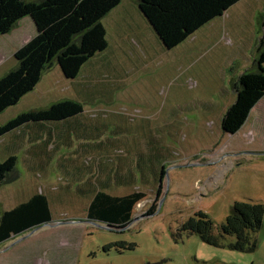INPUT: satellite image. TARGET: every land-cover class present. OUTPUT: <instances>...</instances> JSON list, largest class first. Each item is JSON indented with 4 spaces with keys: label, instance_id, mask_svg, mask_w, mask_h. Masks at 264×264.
I'll use <instances>...</instances> for the list:
<instances>
[{
    "label": "rangeland",
    "instance_id": "1",
    "mask_svg": "<svg viewBox=\"0 0 264 264\" xmlns=\"http://www.w3.org/2000/svg\"><path fill=\"white\" fill-rule=\"evenodd\" d=\"M128 2L102 22L108 47L100 57L109 64L96 65L97 79L90 85L99 96L83 105L115 121L124 137L133 138L135 154L142 155L135 163L153 167V177H137L131 189L144 198L121 230L86 223L81 204L71 207V201L54 198L53 225L15 245L10 246L31 230L1 244L0 264H264V217L253 252L210 247L195 235L178 233L198 212L218 228L233 202L264 205V97L237 133L221 129L238 78L254 67L264 0L235 3L174 47ZM19 27L24 37L18 43H27L34 36L32 27L27 21ZM1 58L0 77L15 65L13 54ZM63 77L58 66L45 71L31 95L0 114V126L25 111L75 99L76 90ZM57 156L44 177L20 163L16 179L0 186V210L12 209L33 193L60 198L64 175ZM162 168L165 175L159 179ZM151 207L155 212L145 216ZM71 221L77 223L57 225ZM118 242L135 247L104 251Z\"/></svg>",
    "mask_w": 264,
    "mask_h": 264
},
{
    "label": "trees",
    "instance_id": "2",
    "mask_svg": "<svg viewBox=\"0 0 264 264\" xmlns=\"http://www.w3.org/2000/svg\"><path fill=\"white\" fill-rule=\"evenodd\" d=\"M122 1L0 0V37L9 35L25 18L32 20L36 30L35 36L14 53L15 65L0 77V114L17 105L24 96L31 93L40 82L43 73L53 66L60 68L64 78L74 80L82 67L104 53L108 44L102 20ZM240 1L135 0L137 7L169 47L178 45L204 23ZM258 25L260 38L255 49L254 67L237 80L234 87L235 101L221 121V129L225 134L237 133L251 111L264 97V13L259 14ZM102 63L109 64L105 60ZM94 92L99 96L98 90ZM83 107L78 101L65 99L46 108L19 114L0 126V141L15 132L22 137L28 135V141L32 142L37 139L30 136L35 127L41 129L44 134L42 125L45 124H55L45 127L49 130V133L44 135L47 146L58 136L65 138V132L59 133V129L73 131L72 136H67L66 140L57 138L53 148L49 150L50 157L57 155L61 147L71 149L64 141L69 143L72 140L82 141L81 143L85 145L97 147L99 136L89 139L88 136L80 133L82 127L88 134H93L90 132L91 129L98 135L102 131L106 133L116 129L119 132L116 135L120 136L121 145L128 140L123 136L124 133L119 131L121 129L119 125L109 127L112 120L105 118L99 111L86 113ZM74 151H66V153L72 154ZM121 156L123 152L119 151L112 158L115 166ZM134 157H142V155L136 154ZM128 160L127 158L126 161ZM16 161V157L10 156L0 162V186L16 179ZM65 163L63 161L59 165L68 178L72 174L68 171V164ZM95 164L96 160L85 159L83 168L85 166L89 170ZM145 165L147 168L151 167L144 161L140 165L137 163L136 170L144 171ZM151 168L154 173L153 167ZM164 175L162 168L159 179H163ZM122 180L124 178L115 175L110 177V181L116 184ZM96 185L102 190L106 188L99 182H96ZM89 191L87 189L80 192L84 197L90 198L85 210L86 220L103 223L117 230L131 222L134 206L144 198V194L136 191L122 197L111 196L103 191L96 193ZM154 212L155 208L151 207L145 216H150ZM263 217V204L233 202L225 222L218 228L204 213L198 212L181 224L178 233L195 235L210 247H226L231 251L242 253L253 252L256 247L255 236L261 229ZM51 221L47 197L35 193L8 211L0 210V245ZM229 238H233L230 243L227 242ZM113 247L122 252L133 250L135 245L118 242L105 246L104 251Z\"/></svg>",
    "mask_w": 264,
    "mask_h": 264
},
{
    "label": "crops",
    "instance_id": "3",
    "mask_svg": "<svg viewBox=\"0 0 264 264\" xmlns=\"http://www.w3.org/2000/svg\"><path fill=\"white\" fill-rule=\"evenodd\" d=\"M125 1H129V0H123L109 14L117 12V10L121 8V6L123 5ZM128 3L132 4V6L136 8L135 10L136 13H139L135 0H130V2ZM105 18L102 20V22L105 20ZM24 21H27L28 24H30L33 30V34L35 36L36 30H35V26L32 20L29 18H25L22 21H20L17 27L9 35L0 37V41H3L0 47L4 48V50L0 52V60L2 59L1 58L2 55H5V54L10 55V56H12V54L14 55V53L20 47H22L24 43L26 42L23 40L22 41L23 43L22 42L18 43V41L20 40V37L21 36L24 37L23 32L20 31L21 27H19L20 24ZM13 60L15 61L14 58ZM104 60L106 59L102 56L100 57L99 55L98 57L94 58L91 63L82 67L79 73L81 74V80H77L80 76L79 74L74 80H68L63 77L64 81L71 83V86L73 85L72 87L74 88V90H76L75 99L74 98L72 99L68 98V99L78 101L82 104L84 100H86L87 98H90L91 100H93V102L96 100L95 97L97 95L95 94L93 87L90 85V83L92 84V82L97 79L96 74L99 71V68H97L96 65L102 63ZM102 68L100 69L102 70V72H104ZM104 69L111 70L113 69V67L110 66ZM32 92L28 93L26 96L31 95ZM62 100H65V99H62ZM56 102H59V101H56ZM51 104H49L48 106H50ZM15 106L10 107V108H14ZM42 108H36V109L34 108L32 110H37V109H42ZM83 110L86 113L88 112L87 110H85V107H83ZM110 123L111 124H109V127L117 125V123L113 120L110 121ZM50 125H55V124H50ZM50 125L49 124L42 125V127H44V134L41 131V129H39L38 127H35L34 132H32L31 135L29 133L31 137L37 138V139L33 138L35 140L32 142L28 141L29 139L28 135L22 137L21 135H19V133H15V132L7 135L5 138H2L0 141V158L2 159V161L10 156H14L17 159L16 167H19L20 166L19 164L21 163L27 168V170L31 172L33 171L35 172L39 170L42 172L43 177L46 176L47 171L49 169H52L51 162L53 158L57 156V155H54V157H50L49 150L53 148V145L56 143L57 138L59 137V136L56 137L55 140L52 139L50 141L51 142L50 145L48 146L46 145V140H45L46 136L44 135L46 133H49V130H47L45 127H49ZM87 126L90 127L89 125ZM58 132L59 133L65 132V138L69 135L71 137L72 136L71 132L73 133V131H70L67 129H64V130L59 129ZM90 132L93 134H88L87 130L83 129V127L80 129V133L82 135H86V137L88 136L89 139L92 137L99 136L97 147H90L88 145H85L84 143H81L82 141L79 142V141L72 140L71 143L64 141L66 146L71 149H66L65 147L60 148L58 152L59 156H57L58 161L60 162L65 161L66 162L65 164H68V171L72 175L71 177L67 178L66 173L63 171L62 175H64L63 177L64 185L62 186V188L59 189L60 191L63 192V194L60 192L61 193V196L59 195L60 198H58L57 196L55 197L52 194L51 196L53 197V200H49V198L45 194L42 193L43 195L47 197L48 204L50 206V212H51V206H52L51 202L52 204L56 205L55 203L59 202V199L62 200L63 198H65L68 201H71V202H68L69 206L71 207H76L78 204H81V206L83 207L82 208V212H83L86 210L87 205L90 201V198L84 197V195H82L83 193L80 194V192L86 191L88 189L91 192H95V193L98 191H103L106 194L111 195V196L122 197V196L128 195L131 192H133L131 191V189L136 188V181L138 179L137 177H139L140 180H144V178L146 179L147 176L153 177L154 173L151 167L147 168V166L145 165L144 171H137L135 169L137 166V162L135 163L134 161L136 159L134 157L136 155L135 154L136 145L134 144L133 138L132 140L131 138H129L128 140L123 142V145H121V143L119 142L120 136L116 135L119 132L116 129H112L111 131H108L106 133L102 131L100 135H98L97 132H95L96 133L95 134L94 130H91V129H90ZM59 138L62 140H66L62 136H60ZM72 150H75L72 154H70V152L66 153V151H72ZM119 151L123 152V156L120 157L119 161L116 163V166H115V163L112 161V158H114ZM124 155L126 156V158H124ZM127 158L129 159L128 161H126ZM85 159H94L96 160V164L92 165L89 170L88 168H85V166L83 168V163ZM80 167L83 169L79 170L78 168ZM79 173H81V175ZM114 175L117 176L118 178H124V180L118 181L117 184L115 182L110 181V177L112 178V176ZM33 177L35 178L36 174H34ZM98 177L99 179H97ZM96 182H99L101 186H105L106 188L102 190L100 187L96 185ZM71 189H73L72 192L74 194L69 192V190ZM124 191L126 192L123 193ZM34 194L35 193H33L32 195ZM30 197H27V198L29 199ZM54 198L55 200L57 199V202L54 200ZM52 216L53 215L51 212V217ZM71 219H75V217L71 216Z\"/></svg>",
    "mask_w": 264,
    "mask_h": 264
},
{
    "label": "water",
    "instance_id": "4",
    "mask_svg": "<svg viewBox=\"0 0 264 264\" xmlns=\"http://www.w3.org/2000/svg\"><path fill=\"white\" fill-rule=\"evenodd\" d=\"M75 223H77V222H74V221H71V222H61V223L58 222L57 225H60V224H75ZM86 223H89V224H92V225H95V226H103V227H105V228L108 229V230H110V228H113L112 226H108V225H106V224H103V225H102V224H99V223H96V222H93V221H89V220H87ZM52 225H53V224L50 222V223L44 224V225H42V226H40V227L34 228L33 230H31V231L28 232L27 234H25V235L21 236L20 238L16 239L15 242H13L12 244H10V246L15 245V244H17L18 242L24 240V239L27 238L28 236L32 235L34 232H37V231H39L40 229H43V228H46V227H49V226H52ZM121 229H123V228H121ZM121 229H120V230H121Z\"/></svg>",
    "mask_w": 264,
    "mask_h": 264
}]
</instances>
